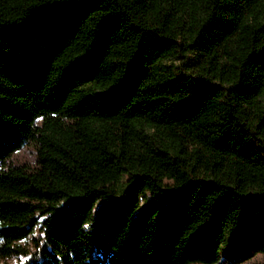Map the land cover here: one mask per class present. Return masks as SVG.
I'll list each match as a JSON object with an SVG mask.
<instances>
[{
    "label": "trees",
    "instance_id": "obj_1",
    "mask_svg": "<svg viewBox=\"0 0 264 264\" xmlns=\"http://www.w3.org/2000/svg\"><path fill=\"white\" fill-rule=\"evenodd\" d=\"M222 251L264 256V0H0V264Z\"/></svg>",
    "mask_w": 264,
    "mask_h": 264
},
{
    "label": "rangeland",
    "instance_id": "obj_2",
    "mask_svg": "<svg viewBox=\"0 0 264 264\" xmlns=\"http://www.w3.org/2000/svg\"><path fill=\"white\" fill-rule=\"evenodd\" d=\"M186 62L185 58H179V59H169L166 61V64L169 65L176 73H180L181 71L188 72L186 70V67L184 66V63ZM19 159H26V160H32L33 159V151L32 149H25L17 154ZM264 263V256L262 255H256L251 259H242L238 264H259ZM215 264H231L229 261V257L227 256V252L222 251L220 255V259Z\"/></svg>",
    "mask_w": 264,
    "mask_h": 264
}]
</instances>
